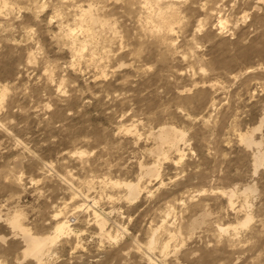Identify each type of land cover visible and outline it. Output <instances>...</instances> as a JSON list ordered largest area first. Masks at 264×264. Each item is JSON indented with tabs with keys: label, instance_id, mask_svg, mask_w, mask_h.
I'll return each mask as SVG.
<instances>
[{
	"label": "rangeland",
	"instance_id": "374dc122",
	"mask_svg": "<svg viewBox=\"0 0 264 264\" xmlns=\"http://www.w3.org/2000/svg\"><path fill=\"white\" fill-rule=\"evenodd\" d=\"M259 150L264 0H0V264H264Z\"/></svg>",
	"mask_w": 264,
	"mask_h": 264
},
{
	"label": "bare ground",
	"instance_id": "6f19581e",
	"mask_svg": "<svg viewBox=\"0 0 264 264\" xmlns=\"http://www.w3.org/2000/svg\"><path fill=\"white\" fill-rule=\"evenodd\" d=\"M189 90L191 91V89ZM259 129L261 128L258 127L256 130L259 131ZM155 135H156V139L158 140L157 142L158 146L155 152V154L157 153V156L159 154V156L161 155L163 159L167 157L165 147H168L169 150H172V151L174 150L177 153H180V156H183L182 149L180 148L179 143L183 141L185 142L186 138H185L184 132L178 130L174 126H163L159 129V131ZM242 137L247 146H251V144H255L258 147H260L261 143L256 142L252 136L243 135ZM262 165H264V154L259 150L258 154L255 156V172L257 171V169L259 170L260 166ZM157 169H158L157 167L147 169L146 175L154 177V175L158 174ZM112 184L115 187L117 186V187L124 188L128 192L129 200L136 199L137 197H139V193L141 192L140 182H113ZM245 189H244L245 191L244 196L246 197L247 195L245 194L247 193L257 192L255 191L254 187H248ZM232 196H234V192ZM97 213L98 212L96 211L94 212L95 220L97 224H99L101 232H104L105 231L104 225H106L105 219L101 217V215H98ZM55 219H56L57 224L54 227V231L51 234H48L46 236H37V235H34L33 233L31 234L29 229L25 228L22 225L21 214H19L18 212L15 213L13 217L8 218V223L11 225L10 227L17 229V231H19V233L21 234L23 241H25L24 242L25 249L23 250L24 258L33 257V259L35 258L39 263L41 260H43L41 259V257L43 255H46V252H48L49 247L52 244H54L56 241H59V238L61 236H65L69 234L71 235L74 232L73 231L74 229L72 228V225H70L69 221H60L62 219L61 213H58L57 215H55ZM251 220L252 218L248 216L247 219H245V221L242 223V226H248ZM2 240L5 241L4 238H2ZM154 246H155V240L153 239L150 244L151 249H154ZM150 263L154 264L151 260H150Z\"/></svg>",
	"mask_w": 264,
	"mask_h": 264
}]
</instances>
